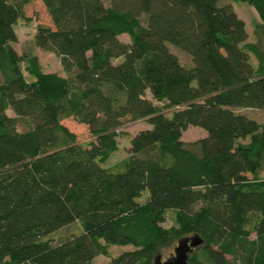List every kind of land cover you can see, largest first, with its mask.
<instances>
[{
    "label": "trees",
    "instance_id": "trees-1",
    "mask_svg": "<svg viewBox=\"0 0 264 264\" xmlns=\"http://www.w3.org/2000/svg\"><path fill=\"white\" fill-rule=\"evenodd\" d=\"M28 1L0 0V264H96L128 244L107 264H153L191 235L203 242L188 264H264V121L236 110H264V0H42L52 25L34 41L66 74L11 45ZM232 1L254 7V41ZM126 117L150 127L105 166ZM189 125L206 134L185 143ZM75 221L79 234L44 239Z\"/></svg>",
    "mask_w": 264,
    "mask_h": 264
},
{
    "label": "rangeland",
    "instance_id": "rangeland-1",
    "mask_svg": "<svg viewBox=\"0 0 264 264\" xmlns=\"http://www.w3.org/2000/svg\"><path fill=\"white\" fill-rule=\"evenodd\" d=\"M104 3L107 5L109 4V0H103ZM228 1L219 0L218 3H225ZM234 9L236 10L237 14L243 18L246 30L248 32L247 41H254L255 36L253 33L254 29V22L258 20V15L252 5H250L246 1H232L231 2ZM24 15L18 19L15 30L17 34V40L11 42V45L15 48L18 53L23 54H37L39 61L42 65V68L46 71H56L60 74H66L67 72L64 71L62 65L60 63V57L53 51L45 50L36 46L34 41V33L36 30L37 24H45V25H52L51 17L47 12L46 6L42 2V0H30L24 4ZM145 14L142 15V21L145 22ZM119 38L125 42H129V35L127 33H121ZM170 49L179 57L180 61L184 65H191L192 60L190 56L182 51L181 49L177 48L176 46L169 44ZM252 54V53H251ZM252 61L256 64V59L253 55H250ZM120 58L114 59V61H119ZM21 66L24 70L25 61L21 62ZM24 74L27 79L32 78L25 70ZM0 73V79H1ZM147 97H151L149 91L145 92ZM156 103L160 104V102L155 101ZM237 111L245 113L246 115L255 118L259 122L264 121V110L257 108V107H237ZM169 109H166V113L170 114ZM8 114H13L11 110H7ZM62 122L68 126L71 130L77 133L78 140L82 143H87L90 139H93V136L90 135L88 127L86 124L77 122L72 117H67L62 119ZM144 127H150V124L147 123L145 118H140L136 120H132L129 117H126L121 127L119 128V135L117 136L118 139V150L111 155L109 160L104 163L105 166H111L124 157L128 155V149L130 146V138L131 136L136 133L139 129ZM19 129L27 128L25 123H19ZM206 134V131L198 126V125H189L185 130H183L181 134V139L185 142H191L197 138H200ZM260 178H264V169L261 170L258 174ZM144 194L137 199L138 202H144L146 196L148 194L147 190L143 192ZM146 195V196H145ZM173 211H167L165 215V221L163 222V226L168 227L173 224ZM253 221L251 222L250 226L252 227ZM81 232V226L78 221L72 222L61 229L49 233L44 239L49 240L52 245L61 243L73 236L79 234ZM252 236H254V232H252ZM176 244V241L169 245L167 248L163 249L161 252L162 260L170 257L173 253V248ZM133 246L128 245H110L109 246V256L98 255L94 257V263L96 264H107L111 258L119 255L123 251L132 250Z\"/></svg>",
    "mask_w": 264,
    "mask_h": 264
},
{
    "label": "water",
    "instance_id": "water-1",
    "mask_svg": "<svg viewBox=\"0 0 264 264\" xmlns=\"http://www.w3.org/2000/svg\"><path fill=\"white\" fill-rule=\"evenodd\" d=\"M202 242L203 239L199 235L180 238L176 241L170 257L162 260V255L157 254L153 259V264H188L189 255Z\"/></svg>",
    "mask_w": 264,
    "mask_h": 264
}]
</instances>
